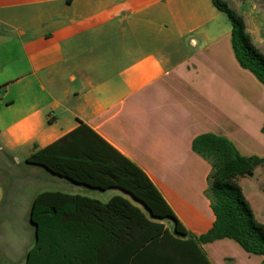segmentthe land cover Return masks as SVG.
Masks as SVG:
<instances>
[{"label":"crops","instance_id":"1","mask_svg":"<svg viewBox=\"0 0 264 264\" xmlns=\"http://www.w3.org/2000/svg\"><path fill=\"white\" fill-rule=\"evenodd\" d=\"M226 1L264 54V0ZM232 30L213 0H0V255L27 261L38 194L107 202L123 193L174 237L193 239L211 264H262L232 238L200 240L216 220L213 166L193 140L215 133L242 155L264 156V83L240 64ZM81 122L148 174L186 234L122 188L27 162ZM238 182L264 224V164ZM11 225L25 234L19 246Z\"/></svg>","mask_w":264,"mask_h":264},{"label":"trees","instance_id":"2","mask_svg":"<svg viewBox=\"0 0 264 264\" xmlns=\"http://www.w3.org/2000/svg\"><path fill=\"white\" fill-rule=\"evenodd\" d=\"M213 2L232 22L240 64L264 83V54L247 32L244 17L226 0ZM193 149L213 166L209 194L216 220L200 240L228 237L246 251L264 256V224L238 182L264 164V156L242 155L232 141L215 133L198 135ZM27 162L87 186L122 188L152 217H171L176 233H187L148 174L84 122L33 152ZM31 220L37 237L23 264H211L193 239L174 237L164 223L149 218L142 207L121 195L103 202L45 191L33 200Z\"/></svg>","mask_w":264,"mask_h":264},{"label":"rangeland","instance_id":"3","mask_svg":"<svg viewBox=\"0 0 264 264\" xmlns=\"http://www.w3.org/2000/svg\"><path fill=\"white\" fill-rule=\"evenodd\" d=\"M95 194L103 197V195L100 194L99 192H97ZM118 195L124 196L123 193H120ZM17 224H18V222H17ZM11 227H12V225L10 227H7V229H9V231H10L9 235L11 236V238L16 239L17 245L19 246L25 240V234L19 230L18 225H17V228H15V229L14 228L11 229ZM0 264H13V262L10 258L6 257L5 255H0Z\"/></svg>","mask_w":264,"mask_h":264},{"label":"water","instance_id":"4","mask_svg":"<svg viewBox=\"0 0 264 264\" xmlns=\"http://www.w3.org/2000/svg\"><path fill=\"white\" fill-rule=\"evenodd\" d=\"M36 226V225H35ZM36 229H37V226H36ZM36 237H37V230H36Z\"/></svg>","mask_w":264,"mask_h":264}]
</instances>
